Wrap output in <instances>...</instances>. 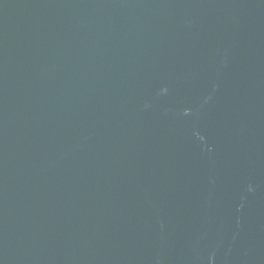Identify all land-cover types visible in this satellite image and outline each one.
<instances>
[{"label": "water", "instance_id": "1", "mask_svg": "<svg viewBox=\"0 0 264 264\" xmlns=\"http://www.w3.org/2000/svg\"><path fill=\"white\" fill-rule=\"evenodd\" d=\"M0 264H264V0H0Z\"/></svg>", "mask_w": 264, "mask_h": 264}]
</instances>
